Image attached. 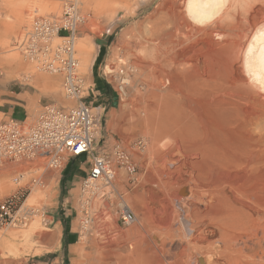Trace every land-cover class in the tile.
Returning <instances> with one entry per match:
<instances>
[{
    "label": "bare ground",
    "instance_id": "bare-ground-1",
    "mask_svg": "<svg viewBox=\"0 0 264 264\" xmlns=\"http://www.w3.org/2000/svg\"><path fill=\"white\" fill-rule=\"evenodd\" d=\"M36 1L47 10L48 3ZM57 1L49 2L51 11ZM119 1L130 10L132 0ZM247 5L248 0H161L146 24L139 25L134 47L146 57L131 60L128 68L146 75L153 89L143 123L150 148L171 149L158 164L167 181L148 190L146 227L136 229L131 250L116 264H264V15L250 10L249 18H243ZM24 16L21 11L18 20ZM218 38L223 49L217 47ZM76 47L85 69L83 38ZM123 60L116 69L106 65L105 73L135 88ZM178 76L192 96L207 94L228 114L215 145L202 142L191 150L198 153L194 163L188 160L191 154L182 144L188 138L169 97ZM228 133L236 138L228 139ZM201 162L205 167L195 169ZM85 231V225L80 227L79 237Z\"/></svg>",
    "mask_w": 264,
    "mask_h": 264
},
{
    "label": "rangeland",
    "instance_id": "rangeland-1",
    "mask_svg": "<svg viewBox=\"0 0 264 264\" xmlns=\"http://www.w3.org/2000/svg\"><path fill=\"white\" fill-rule=\"evenodd\" d=\"M35 1L0 0V94L10 95L11 100L18 102L17 106L22 110L19 103L23 104L27 112L26 125L33 122L41 106L46 103L59 106L74 104L73 100L64 96L61 74L39 69L35 61L25 58L16 47V42L29 30L35 16L58 15L61 12V4L57 0H43L48 3L47 10L41 8L42 3L40 5V2ZM51 1H57L56 10L49 9ZM160 1L132 0L129 10L119 0H110L108 4L79 0L83 22L76 33L78 71L84 78V93L89 95L87 101L95 107L102 105L104 108L101 139L95 149L103 146L110 151L117 145L126 152L135 170L129 174L125 169L117 168L111 185L94 182L89 186L83 184L87 173L84 155L73 160L75 167L81 166L74 179L67 178L65 169H42L35 163L0 170V201L19 187H26L25 184L28 185L33 178L39 181L30 185L25 194L24 206L35 209L27 223L0 229V264H116L124 251L131 250L136 229L146 227L150 215L147 214L148 190L155 189L159 181H167L158 164L160 155L171 148L160 147L156 149L157 152L150 148L151 142L143 123L144 111L151 100L153 89L146 75H138L134 68L128 67L132 61L146 57L140 47L135 49V40L140 38L139 25L146 24L148 16ZM21 11L25 16L23 20H18ZM248 11H258L257 14L264 15V0H248L243 18H249ZM80 38H83L88 49L85 69L82 68V57L76 47ZM220 39H216L219 43L217 47L223 49ZM131 49H135V57L130 55ZM227 51L224 49V52ZM120 59H124L127 74L135 81V88H126L124 97L117 93V78L104 70L106 65L111 69L119 67ZM184 81L181 76L175 79L174 95L169 97L172 108L179 115L176 119L182 121L183 131L188 138L182 142L186 153L191 154L188 160L194 163L199 161L198 153L191 150L202 142L215 145L219 141L217 133L228 114L216 101L210 100L207 94L201 92L198 96H192ZM8 90L15 94H8ZM91 90H99V95L93 98ZM136 90L138 96L136 94L133 99ZM20 96L25 99L21 100ZM2 103L4 101L0 100V118H7L6 105L1 106ZM8 103L12 104L11 101ZM228 135V139L236 138L234 133ZM191 146L193 148L190 149ZM205 164L201 162L195 169L205 167ZM19 174H22V179ZM15 178L18 180L14 181ZM122 201L128 204L135 217L128 225L123 224L119 216L118 207ZM84 225L86 234L79 237L80 227ZM68 230L74 234L72 242L64 239V233ZM102 249L110 251L105 250L108 257Z\"/></svg>",
    "mask_w": 264,
    "mask_h": 264
},
{
    "label": "built area",
    "instance_id": "built-area-1",
    "mask_svg": "<svg viewBox=\"0 0 264 264\" xmlns=\"http://www.w3.org/2000/svg\"><path fill=\"white\" fill-rule=\"evenodd\" d=\"M59 2L60 14L35 16L16 47L25 58L35 61L39 69L59 72L64 96L74 104L46 103L28 125L25 124L27 118L22 122L9 116L0 118V170L33 163L42 169L63 170L69 160L84 155L87 165L84 186L94 182L111 185L117 168L129 174L135 168L126 152L117 145L110 151L103 146L95 149L101 139L104 108L87 101L84 78L78 71L75 37L83 16L77 0ZM125 90L122 83L117 84L120 97L125 96ZM21 176L19 174V178ZM35 182L39 183L37 178L0 201V229L27 223L35 209L24 206L25 194ZM118 211L123 224L134 221L126 202L119 204Z\"/></svg>",
    "mask_w": 264,
    "mask_h": 264
},
{
    "label": "crops",
    "instance_id": "crops-1",
    "mask_svg": "<svg viewBox=\"0 0 264 264\" xmlns=\"http://www.w3.org/2000/svg\"><path fill=\"white\" fill-rule=\"evenodd\" d=\"M8 94H15L14 91L12 90H8L7 91ZM91 93L93 94V98H95L97 95H99V90L94 92L93 90H91ZM21 100H24V96H20L19 97ZM0 100L4 101V103L1 104V106H4V104L6 105V111L5 113L8 114L9 117L17 120V121H22L23 119H26L27 116V112L24 110V106L23 104H20L23 108V110L17 106L18 102H15L13 100H11V96L10 95H3L0 94ZM9 101L12 102V104L8 103ZM75 158L69 160L64 169H65V173L67 175V178L69 179H74V177H77V172L80 169L81 166H76L73 164V160ZM74 237V234L71 233L69 230L65 231L64 233V239L67 240V242H72V238Z\"/></svg>",
    "mask_w": 264,
    "mask_h": 264
}]
</instances>
